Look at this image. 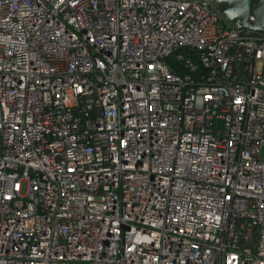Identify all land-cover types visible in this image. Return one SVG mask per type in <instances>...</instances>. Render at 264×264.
I'll return each instance as SVG.
<instances>
[{
    "label": "built area",
    "instance_id": "obj_1",
    "mask_svg": "<svg viewBox=\"0 0 264 264\" xmlns=\"http://www.w3.org/2000/svg\"><path fill=\"white\" fill-rule=\"evenodd\" d=\"M0 264H264V32L0 0Z\"/></svg>",
    "mask_w": 264,
    "mask_h": 264
},
{
    "label": "water",
    "instance_id": "obj_2",
    "mask_svg": "<svg viewBox=\"0 0 264 264\" xmlns=\"http://www.w3.org/2000/svg\"><path fill=\"white\" fill-rule=\"evenodd\" d=\"M217 1L233 23L264 32V0Z\"/></svg>",
    "mask_w": 264,
    "mask_h": 264
}]
</instances>
